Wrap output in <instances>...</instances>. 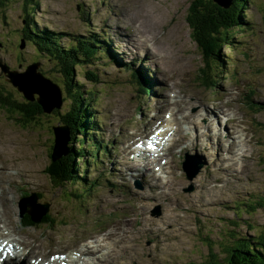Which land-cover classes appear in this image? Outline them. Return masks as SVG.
<instances>
[{"label": "rangeland", "instance_id": "374dc122", "mask_svg": "<svg viewBox=\"0 0 264 264\" xmlns=\"http://www.w3.org/2000/svg\"><path fill=\"white\" fill-rule=\"evenodd\" d=\"M33 1L30 5L26 4V0L0 2L1 81L7 82L3 63H7L12 70L25 72L29 65L40 62L36 68L38 71L41 69L48 77L61 82L56 63L49 57L42 56L41 52L39 54L32 41H25L21 47L22 40H25L23 33L27 13L33 15L34 24L40 34H43L40 30L48 28L61 31L62 43L66 46L76 45L77 38L89 40L90 43L89 37L96 35L106 42L109 51L99 53L93 63L77 66L78 79L86 84L87 90L96 93L95 98L90 101L88 116L93 125L96 122L97 134L91 140V146L86 149L87 158L92 160V176L88 179L92 180L93 186L77 190L79 196L75 220L66 214L73 213L76 204L65 202L62 192L55 193L45 178L44 167L48 158L44 152L46 144L50 146L52 143L49 134L41 131L40 125L23 129L13 123L4 111H0V234L3 238L18 243L21 249L19 256L25 255L26 250L31 249L33 255L28 256L29 258L42 256L48 259L51 254L69 253L73 250L80 252L78 250L81 248L83 257L80 260L83 264H206L209 254L203 240L211 245L216 244V251L221 254L225 245L231 244L229 235L251 237L264 232V142L260 146L256 162L248 157L252 152L248 142L245 147L247 151L243 155L225 152L217 155L210 147L204 148L203 152L196 150L194 154L199 156L197 160H203L201 155L209 160V164L207 163L198 174H201L199 177L188 180L185 176V184L175 166L173 179L161 183H154L149 178L142 181V188L135 187L138 191L137 199L131 200L130 204L123 203V198L130 195L129 188L123 185L121 192L116 190L117 188L114 189L112 183L104 189L106 182H101L106 179L114 182L113 175L104 172L102 166L107 159L111 169L115 171V153V162L119 167L129 163L121 174L134 175L136 165L120 160L121 152L115 144L117 135L124 129L128 131L132 126L141 123L135 120L137 110L130 115L137 99L151 109L160 97L157 91L161 85H165L164 90L177 89L179 96L176 104L179 109L190 111L196 130L205 128L212 132L210 140H214V136L219 133L224 114H231L235 130L243 131L241 110L244 106V93L252 89L249 97L254 102L264 103V0H246L243 8V20H246V23L234 30L232 46L225 49V56L228 58L226 68L223 75L211 73L214 78L212 86L198 85L202 60L196 44L191 40V30L186 21L191 0ZM132 15L135 16L131 21L141 17V23L150 30L164 29L162 36L150 33L147 38L159 54L170 58L172 73L159 72L158 58L151 52L145 54L136 41L125 34L124 28L119 32L113 30L117 22L121 27L125 22L127 24ZM157 17H161V21H158ZM107 35L110 36L111 42L108 41ZM132 59L137 60L133 66L140 69L141 74L148 73L152 79L155 85L153 96L138 92L140 88L133 79L134 71L124 66ZM162 64L164 68L169 69L164 60ZM87 70L96 72L101 83L87 79ZM36 72L30 73L31 78L37 80L38 84L42 83L43 90H50L55 95L54 102L48 103L47 107L53 108L52 104H55L54 107L58 106V89L49 80H42ZM22 79L27 81V76ZM64 95L62 92V108L67 107L69 102L64 99ZM192 102L196 105H190ZM199 104L205 105L206 115L205 118L197 120L195 115L201 109ZM249 110L250 122L257 127L264 140V109H259L253 104ZM186 117L188 115L182 116L184 119ZM193 129L195 131V128ZM225 129L228 136H234V130L228 129V122ZM60 133L63 134L61 131ZM47 136L50 140H47ZM105 138L114 144H107ZM218 139L217 151L223 147L220 142H226L223 129ZM177 140L176 135L170 138L173 143ZM65 141L66 138L59 139L55 158L67 152V149L60 150ZM187 144L201 148L203 141L197 135L196 142L190 138ZM105 145L109 146L110 153H106ZM4 171L10 178L4 176ZM188 171L192 173L191 168H188ZM93 176L97 180H94ZM152 176L155 177V172H152ZM215 178L218 179L216 185ZM115 181L119 183L118 179ZM5 191H11L8 195L11 203V212L7 214L8 222L3 216L2 196ZM31 192H40L43 195L39 207L36 206L35 199H31V214L34 217L37 215L36 219L42 214H57L58 219L52 217V224L40 221L35 222V226H23L20 223L19 209L15 204L20 196ZM91 193L95 195V204L90 203L94 196L92 200H88ZM209 198L211 201H207ZM147 200L162 203H150L148 213L149 207L145 204ZM100 201L104 206L98 209ZM71 206L74 207L70 208ZM129 207L133 212L131 216L126 213ZM58 210L65 212L57 213ZM112 210L115 211L114 214ZM22 212H25L24 205ZM119 212H125L123 217H127L112 224L113 216H119ZM137 216L138 227L132 223V219ZM88 218H92V221H83ZM96 224L101 227L112 225L103 234V238L96 237L85 243L89 237L97 235L92 233L98 227ZM144 233L149 235H141Z\"/></svg>", "mask_w": 264, "mask_h": 264}, {"label": "trees", "instance_id": "16d2710c", "mask_svg": "<svg viewBox=\"0 0 264 264\" xmlns=\"http://www.w3.org/2000/svg\"><path fill=\"white\" fill-rule=\"evenodd\" d=\"M245 2L246 0H233L230 7H224L215 0H191L186 21L191 30V40L196 44L197 51L201 55L202 67L199 68L198 73L199 86L202 84L212 86L214 85L212 75L216 73L223 75L228 61L225 49L227 46H232L234 30L246 23V20H243ZM32 3H34L33 0H26L27 5ZM26 18L23 33L25 41H32L39 54L41 52L42 56L53 60L61 76L59 83L40 69L42 80H49L60 86L65 94L64 99L67 102L69 100L68 106L62 108L61 103L60 106L47 111L39 101L38 93L34 95V99L26 97L24 92L12 83L9 73L14 70L7 63H3L9 72H5L7 82L0 80V111H4L13 123L23 129L40 125V130L49 134L52 143L50 146L46 144L44 152L48 158L44 167L45 178L55 193L62 192L65 202H74L77 206L78 191L81 188L93 186L92 180L88 179L92 176L90 170L92 160L87 158L86 149L91 146L90 142L93 139V126H91L92 121L88 116V110L90 101L96 96L95 92L87 90L86 84L78 79L77 66L93 63L97 51L93 49L94 46L89 41L82 39L76 40V45L66 46L62 43V32H56L50 28L40 30L43 33L40 34L34 24L33 15L27 13ZM86 77L90 81L101 83L99 75L92 70L86 71ZM144 85L140 81L143 91L145 90ZM85 100L88 102L84 103ZM256 105L259 109H264V103ZM56 126L63 128L68 137L67 152L57 158H55V150L58 136L54 130ZM49 137L47 136V140H50ZM38 195L39 198L43 196L40 192ZM92 199L93 197L89 194L88 200ZM62 211L65 212V210H58L57 213ZM23 214L21 223L26 226H33L35 222L40 221L52 224L53 218L58 219L57 214L51 216L47 214L36 221L31 214ZM229 239L231 244L225 245L221 254L217 253L216 244L211 245L202 241L208 247L209 256L206 257V264H264V232L251 237L232 234L229 235Z\"/></svg>", "mask_w": 264, "mask_h": 264}, {"label": "water", "instance_id": "95a60500", "mask_svg": "<svg viewBox=\"0 0 264 264\" xmlns=\"http://www.w3.org/2000/svg\"><path fill=\"white\" fill-rule=\"evenodd\" d=\"M215 1H217L221 6H224V7H230L231 4H232V2H233V0H215ZM22 41H23V44L21 45V47H23L24 46V43H25V40H22ZM38 65H39V62H35V63H33V65H29L28 69L25 72H17V71L14 70L11 73H9L12 83L14 85L18 86L19 89L24 92V94H25L26 97H29V98L31 97L32 99H34V95L36 93H38L40 95V93H39L38 90H40V89L43 90L42 83L38 84L37 80L32 79L31 78L32 75L30 74V73H35L36 70H37L36 74H38L39 77L42 79V73L39 72L38 69H36L38 67ZM2 67H3V69H4V71L6 73L9 72L7 70V68H5L4 66H2ZM25 76H27V81H25V80L22 79ZM52 85L55 86L58 89V91H56V90L55 91L57 93L59 92L58 93V98H59V101H60V104H61L62 101H63V97H62V92L63 91L60 88V86L55 85L54 83H52ZM43 91L44 92H47L48 91L49 92V97H50V90H47L46 89V90H43ZM32 94H33V96H32ZM39 101L45 106V108H46L47 111H50L52 109V107L50 109L47 107L48 106V102H50V101H48V99L46 100L47 102L45 101L46 104H44V102L41 101L40 96H39ZM60 104H59V106H60ZM51 106L54 107L55 104H52ZM54 130H56L57 136H58V142H57V146H56V150H57V149H59V139L60 138H66V141H67L68 140V137H66L65 131L60 126H58V127L56 126L54 128ZM57 130H60L63 134H61L60 132H59L60 133L59 134ZM66 141L64 142V144H63V146H62V148L60 150H64V151L66 150ZM56 150H55V154L57 153ZM32 198H34L35 201H37V197L35 195L21 200V202H20V213L22 212L23 205H24L25 211H27V209H26V206L27 205H31L32 206L31 203H28V202L31 201ZM36 206L39 207V204L36 203ZM29 212L31 214L32 213V209L29 210ZM36 212H37V210H36ZM42 216H43V214L40 215V217L38 219H36L37 218V215H36V217H34V215H32L33 219L36 220V221H39Z\"/></svg>", "mask_w": 264, "mask_h": 264}, {"label": "bare ground", "instance_id": "6f19581e", "mask_svg": "<svg viewBox=\"0 0 264 264\" xmlns=\"http://www.w3.org/2000/svg\"><path fill=\"white\" fill-rule=\"evenodd\" d=\"M150 10H148V13H150L149 12ZM161 19V17H157V20L158 21H161L160 20ZM168 31V30H167ZM169 36V35H168ZM172 42V41H171ZM175 54V53H174ZM177 57V56H176ZM179 57V56H178ZM179 59V58H178ZM178 63V62H177ZM180 67V66H179ZM40 89V88H39ZM39 91V93H40V95L38 94V96H40V99H41V101L42 102H44V104H46V100L48 99V101H50V102H48V103H53L54 102V100H55V95H53V93H51L50 92V97H49V92L47 91V92H44L42 89H40V90H38ZM50 98V99H49ZM46 101V102H45ZM58 131V133L60 132L59 130H57ZM58 150V149H57ZM57 150H56V152H57ZM5 151V150H4ZM1 157V156H0ZM7 166V165H6ZM6 170V169H5ZM12 170H13V168H12ZM10 171V170H9ZM4 176L6 177V178H10V175L8 174V173H6V171H4ZM12 175V174H11ZM1 179V178H0ZM2 184V183H1ZM1 189H3V188H1ZM9 192V191H8ZM8 192H5L4 193V196L2 197V204H3V216L5 217V219H6V221L8 222L9 221V217L7 216V214L8 213H10L11 212V203H10V201L8 200V198H10V197H8V195H10L11 194V191L8 193ZM0 203H1V200H0ZM28 203H30V202H28ZM1 206V205H0ZM7 217V218H6ZM4 220V219H3ZM5 221V220H4ZM4 224V223H3ZM5 224H6V222H5ZM1 226V225H0ZM7 227V226H6ZM10 227V226H9ZM8 227V228H9ZM5 230V229H4ZM2 231V230H1ZM15 231V230H14ZM10 234V233H9ZM13 234V233H12ZM31 247V246H30ZM43 253V252H42ZM90 256H92L93 257V255H90ZM29 258V257H28Z\"/></svg>", "mask_w": 264, "mask_h": 264}]
</instances>
